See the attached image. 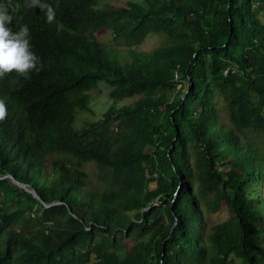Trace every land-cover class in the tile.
Returning <instances> with one entry per match:
<instances>
[{"label": "trees", "instance_id": "16d2710c", "mask_svg": "<svg viewBox=\"0 0 264 264\" xmlns=\"http://www.w3.org/2000/svg\"><path fill=\"white\" fill-rule=\"evenodd\" d=\"M46 2L13 13L43 70L0 79V264H264V0Z\"/></svg>", "mask_w": 264, "mask_h": 264}, {"label": "clouds", "instance_id": "9594fccd", "mask_svg": "<svg viewBox=\"0 0 264 264\" xmlns=\"http://www.w3.org/2000/svg\"><path fill=\"white\" fill-rule=\"evenodd\" d=\"M28 8H40L46 12L47 22L55 21V9L46 0H24ZM18 5L14 0H0V79L15 72L17 75L30 79L32 73H39L44 65L34 52L31 43V32L26 24L14 30L13 13ZM62 28L58 26V30ZM7 119V105L0 99V122Z\"/></svg>", "mask_w": 264, "mask_h": 264}, {"label": "rangeland", "instance_id": "374dc122", "mask_svg": "<svg viewBox=\"0 0 264 264\" xmlns=\"http://www.w3.org/2000/svg\"><path fill=\"white\" fill-rule=\"evenodd\" d=\"M97 36L100 40H102L106 44H109L112 38V32L108 29L102 30V31L97 32ZM157 39H158L157 36H154V35L149 36L145 40L143 46L147 48L152 47L154 44L157 43ZM108 88L109 86L106 83L104 82L100 83L99 87L94 92L95 98L91 102L90 110L80 111L78 113L77 121L79 123H83L86 120H91V121L97 120L103 116V113L106 111L108 106L111 104V99L109 98V95H108ZM135 99H136V96L125 97L122 100H120L119 103H117V107L123 104H128L134 101ZM25 186L27 187V189H30L33 193L36 194L35 190L29 188L27 185ZM151 186L153 187L154 183H151ZM227 216H228L227 209L226 208L220 209L218 211L212 212L208 216L207 222L216 223L218 221L224 220L225 218H227ZM231 257H233V259H235L239 264H241L242 261L240 258L236 257L233 254L231 255Z\"/></svg>", "mask_w": 264, "mask_h": 264}, {"label": "bare ground", "instance_id": "6f19581e", "mask_svg": "<svg viewBox=\"0 0 264 264\" xmlns=\"http://www.w3.org/2000/svg\"><path fill=\"white\" fill-rule=\"evenodd\" d=\"M181 74V73H180ZM17 75V74H16ZM182 76V75H181ZM185 81V80H184ZM10 90V88H8V91ZM9 94V93H8ZM2 96V95H1ZM13 96V95H12ZM12 98V97H11ZM12 101H14V100H12ZM6 176V175H5Z\"/></svg>", "mask_w": 264, "mask_h": 264}, {"label": "water", "instance_id": "95a60500", "mask_svg": "<svg viewBox=\"0 0 264 264\" xmlns=\"http://www.w3.org/2000/svg\"><path fill=\"white\" fill-rule=\"evenodd\" d=\"M22 186H25L24 184H21ZM30 190V189H29Z\"/></svg>", "mask_w": 264, "mask_h": 264}]
</instances>
